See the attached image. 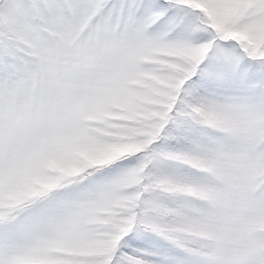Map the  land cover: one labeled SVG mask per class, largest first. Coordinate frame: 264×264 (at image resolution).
<instances>
[{
  "label": "snow or ice",
  "instance_id": "snow-or-ice-1",
  "mask_svg": "<svg viewBox=\"0 0 264 264\" xmlns=\"http://www.w3.org/2000/svg\"><path fill=\"white\" fill-rule=\"evenodd\" d=\"M0 264H264V0H0Z\"/></svg>",
  "mask_w": 264,
  "mask_h": 264
}]
</instances>
